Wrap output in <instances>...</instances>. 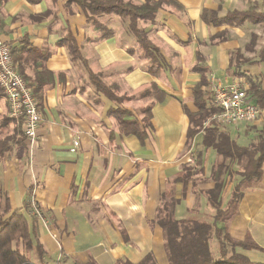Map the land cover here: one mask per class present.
Listing matches in <instances>:
<instances>
[{
    "label": "crops",
    "instance_id": "crops-1",
    "mask_svg": "<svg viewBox=\"0 0 264 264\" xmlns=\"http://www.w3.org/2000/svg\"><path fill=\"white\" fill-rule=\"evenodd\" d=\"M0 2V36L14 49L15 68L31 80L42 68L34 62L46 55L44 66L53 74L38 107L41 120L31 155L23 122L10 116L0 89L1 218L13 211L25 213L34 227L29 251L34 262L72 264L93 259L97 264H114L126 259L137 263L151 251L159 264H168L162 229L154 222L162 194L172 190L180 198L174 213L181 219L194 208V192L214 185L209 177L203 179V152L214 151L201 143L209 130H199L185 151L188 112L197 111L192 91L200 80L193 67L206 66L207 78L212 74L222 86L240 80L247 88L245 77L230 67V52L241 48L245 56L255 55L244 50L254 25L206 24L201 12L214 9L223 16L228 10L246 8H238L237 0H164L154 21L140 23L163 56L154 75L147 70L148 62L127 21L116 14L100 16L115 35L99 39L83 11L75 4L65 6L66 0ZM222 33L221 39H212ZM69 42L78 46L85 62L72 60ZM253 59L255 63L243 64L240 71L262 82L264 60ZM88 69L100 73L105 84L117 83L120 94L129 97L122 105L135 116L141 117L142 109L150 105L143 142L120 130L115 117L108 114L115 103L95 90ZM152 85L165 93L161 99L138 96ZM257 121H264V109ZM240 125H225L220 132L229 134V128ZM73 139L79 142L74 152L70 150ZM197 149L202 151V171L181 198L182 183L167 181L179 174ZM261 170L258 180L241 184L238 212L228 227L235 239L250 237L257 248L242 252L255 262H264V161ZM31 197L43 221L29 213Z\"/></svg>",
    "mask_w": 264,
    "mask_h": 264
},
{
    "label": "trees",
    "instance_id": "trees-1",
    "mask_svg": "<svg viewBox=\"0 0 264 264\" xmlns=\"http://www.w3.org/2000/svg\"><path fill=\"white\" fill-rule=\"evenodd\" d=\"M164 0H144L142 3H135L132 0H66L65 6L77 5L85 14L88 23H91L98 33L99 39H107L115 35V29L108 27L100 18L103 14H116L127 21V28L135 38L141 56L147 60V70L157 74L163 62V56L159 48L151 41L147 31L140 23L154 21L158 9ZM0 2V10L2 8ZM264 6V0H261ZM257 3L244 10H228L223 16L218 15L214 9H203L201 18L206 24L215 26L226 24L241 26L244 23L257 25L264 23V11H257ZM3 21L0 18V29ZM221 35V36H220ZM222 34L212 36V39H221ZM258 34L252 31L248 42L244 45L246 52L255 53L248 57L241 52V48L230 52V67L234 69L237 76L245 77L248 87L246 92L248 100L264 109V77L258 81L240 71L245 63H255L254 57L264 60V43L259 49L256 48ZM68 47L72 60L84 61L78 46L69 42ZM14 49L11 48L13 55ZM48 56V55H47ZM46 55L41 57L42 61H35V65L42 68L35 72L33 79L20 75L30 89L37 107L41 105L44 91L53 83V74L44 66ZM202 58L198 55V61ZM15 63V59L13 58ZM85 62V61H84ZM193 69L200 73V80L193 88V102L197 108L194 113L188 112L189 127L187 130V142L185 151L190 149L194 137L199 132L202 122L211 115L220 111L215 105L214 97L209 90L207 78L208 68L204 65H195ZM90 82L96 91L101 92L115 103V107L108 110V114L115 117L117 124L125 134L135 135L141 142L147 136L146 129L150 125V105L142 109V116L137 117L129 109L122 105V102L129 97L120 94L117 83L105 84L101 80L100 73H94L88 69ZM30 80V82H27ZM156 95L161 99L165 93L152 85L151 88L139 93V97ZM243 124V123H241ZM245 124V122H244ZM250 124V123H247ZM246 125V124H245ZM253 138L248 144H239L226 132L209 130L202 137V146L213 149L220 157L211 165L209 179L214 183L211 188L195 191L196 207L192 208L185 218L175 216V207L180 198L173 196L172 190H166L156 210L154 222L162 229L163 248L168 264H264V262L251 261L242 250L257 248L249 236L244 239H235L229 232L228 227L233 216L238 212V204L242 197L241 184L249 180H258L261 177V164L264 161V121L260 127L252 128ZM193 158V159H192ZM184 162L178 175L169 179L167 183H182L181 198L185 196V189L189 183L195 184L194 176L202 171V151L197 149L194 157ZM234 168V169H232ZM235 175V184L231 191L226 193L225 185L227 176ZM226 193V194H225ZM204 200L205 205L212 210L211 219L200 216L197 202ZM29 208V206H28ZM33 224L30 223L25 213L13 211L5 219L0 216V264H37L29 255L32 246L31 232ZM38 254L41 255L39 243H36ZM41 257V256H40ZM38 264H44L41 260ZM55 264H63L61 261ZM72 264H97L90 259L86 263L76 260ZM114 264H159L150 251L137 263L126 259H117Z\"/></svg>",
    "mask_w": 264,
    "mask_h": 264
},
{
    "label": "built area",
    "instance_id": "built-area-1",
    "mask_svg": "<svg viewBox=\"0 0 264 264\" xmlns=\"http://www.w3.org/2000/svg\"><path fill=\"white\" fill-rule=\"evenodd\" d=\"M210 89L213 93L214 103L220 111L207 117L200 129L201 133L207 130L222 131L225 125H239L241 123L256 122L261 109L248 100L246 88L242 81H234L228 85L217 84L212 74L209 75ZM0 89L8 105L9 114L22 120V130L28 145L29 154H32L37 143V128L41 116L37 103L33 98L26 82L15 68L10 46L0 36ZM79 142L72 140L74 152ZM29 213L43 221L42 211L39 209L33 197L29 201Z\"/></svg>",
    "mask_w": 264,
    "mask_h": 264
},
{
    "label": "rangeland",
    "instance_id": "rangeland-1",
    "mask_svg": "<svg viewBox=\"0 0 264 264\" xmlns=\"http://www.w3.org/2000/svg\"><path fill=\"white\" fill-rule=\"evenodd\" d=\"M255 3H257V5H256L257 11L258 10L264 11V6L261 4V0H237L236 6L238 8H248V7L254 6ZM253 29L255 30L254 32H256L258 34L257 44H258V47L260 48L263 46V43H264V23L254 25ZM249 35L250 34H248V40H249ZM258 47H257V49H259ZM257 122L254 124H246V125L242 124L238 128H235V129L229 128L230 137L233 140H235L236 142H238L239 144H243V145L248 144L254 135V132H253L254 130H252L253 126L254 127H260L262 124V122H258V123ZM233 126H235V125H233ZM203 156H204V158L206 157V160H205L206 161V170L204 172L205 178H203V179H207L209 177L210 165L213 163V161L219 160L220 157L217 154H215L214 151H209L208 153H206L204 151ZM232 169H234V168H232ZM235 179H236L235 175H233L231 178L229 176H227V182H226L225 189H224L226 191V193H228L229 191L232 190V188L236 182ZM197 205L199 206L198 207L199 210H201L200 216L202 218H206L208 220L212 218L211 217L212 210L208 206L205 205L204 200H202V199L199 200V202H197ZM193 206L196 207L195 202H194ZM35 263L38 264V262H35ZM44 264H54V263L47 262Z\"/></svg>",
    "mask_w": 264,
    "mask_h": 264
}]
</instances>
